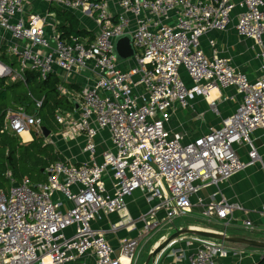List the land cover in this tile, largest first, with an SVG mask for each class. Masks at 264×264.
I'll return each mask as SVG.
<instances>
[{"label":"built area","instance_id":"built-area-1","mask_svg":"<svg viewBox=\"0 0 264 264\" xmlns=\"http://www.w3.org/2000/svg\"><path fill=\"white\" fill-rule=\"evenodd\" d=\"M41 1L91 15L97 33L92 40L61 37L54 12H30L28 0H0V56L8 58L0 59V78L25 82L27 70L42 79L89 73L79 94L58 87L77 106L73 111L56 110L55 118L60 125L57 137L70 141L81 136V148L90 159L54 161L45 167L43 181H15L7 173L11 186L0 190V264H65L88 257L93 264H135L151 230L191 213L218 230L236 226L264 231V205L256 211L263 219L254 224L248 217L232 215L243 210L240 204L222 196L216 199V193L196 195L256 162L264 171L253 138L256 130L264 132V0H113V7L108 0ZM232 18L236 33L258 48L260 74L255 80L231 57L220 55L213 38L208 39L209 54L201 46L202 36L224 31ZM125 33L131 36L134 54L119 61L113 45ZM227 88L234 93L224 100L239 99L234 110L222 116L217 101ZM212 89L217 94L209 100ZM196 96L219 123L185 138V132L171 126V119L178 110L194 109L191 100ZM197 114L203 124L204 112ZM31 130L42 132L38 116L22 106L7 110L0 132L26 142L23 134ZM104 132L110 145L99 151L97 160ZM242 148L246 160L240 156ZM136 191L147 204L137 218L142 227L135 236L119 237L114 246L94 223L118 214L119 221L109 224L111 232L126 225L134 228L126 199ZM179 242L185 248L176 247ZM249 250L184 235L149 264H160L164 255L175 261L184 257L186 264H241L257 250L264 256V250Z\"/></svg>","mask_w":264,"mask_h":264},{"label":"crops","instance_id":"crops-1","mask_svg":"<svg viewBox=\"0 0 264 264\" xmlns=\"http://www.w3.org/2000/svg\"><path fill=\"white\" fill-rule=\"evenodd\" d=\"M109 5H113V0H108ZM113 7V6H112ZM26 9L30 12H45L50 7L47 6L41 0H28ZM236 10L234 11V14ZM73 14L79 20V27L87 31H90L93 38L98 31V28L91 15L83 14L81 12H73ZM235 18H232L229 25L224 31H210L204 36L201 37V46L203 50L209 54L211 49L208 44V39L213 38L216 41V48H218L220 55H225L231 57L232 62L240 70L245 72L248 77L252 80H255L259 76V66L260 62L257 57L258 48L254 45L253 41L250 38L240 37L234 28ZM49 31V28H48ZM91 77L89 73L84 72L81 76H69L67 78H60L61 82L58 87L65 88L70 94L75 95L79 94L81 87L86 84L87 78ZM183 77L187 83H189L187 77L183 73ZM233 89L227 88L221 92L222 99H218V109L222 116L230 114L237 105L238 97L236 99H226L224 96L232 95ZM67 95V97H69ZM191 104L194 109H185L178 110L176 114L171 119V126L176 130L185 132V138H192L197 136L199 133L205 131L210 125H217L219 119L214 116L213 112L207 108L206 102L200 97L196 96L192 98ZM203 111V124L199 120H196L197 112ZM180 124V126H178ZM32 134L24 136L26 142L32 140ZM255 144L258 148V152L264 161V132L262 130H256L253 134ZM99 139V138H98ZM103 142H107L106 144ZM60 146H57V149L65 156V159H73L77 161H87L90 159V155L83 151L82 146V137H78L70 141H62ZM59 141V142H60ZM110 145L107 133H103V137L99 139L98 152L95 158L98 160L99 151L103 150L105 146ZM240 151V156L243 160H246L245 151L242 149ZM213 193H216L215 198L219 199L221 196L229 203H238L241 205L243 210H234L232 215L236 218H245L248 217L251 219L254 224H259L263 217L258 214V209L264 205V171L259 162L248 165L245 168L235 172L229 179L224 181H219L217 185L210 184L207 187L202 188L196 195L199 197H210ZM126 208L129 214L136 218L135 227L131 228L129 226H123L118 229L117 232H111L109 230V224L111 222H118V214H110L108 216L102 217L97 223H94V226L103 228L105 235L109 242L117 246L119 237L123 236H135L143 223L138 221L137 218L146 211L147 204L141 194V192H134L132 195L128 196L126 199ZM196 210V209H195ZM198 210V209H197ZM196 210V211H197ZM198 214V213H197ZM196 217V216H195ZM176 220V219H175ZM238 228L236 226L231 227V229ZM145 242L135 264H143L147 254L150 252L153 245L149 248L147 247V242ZM176 247L185 248L183 242L176 244ZM145 248V250H144ZM148 248V249H147ZM251 251V249L249 250ZM250 256H247L242 259L241 264H254L260 259L259 252L253 251L250 252ZM172 259V260H171ZM127 261V260H126ZM123 260V262H126ZM230 264V261H226ZM65 264H93L92 258L88 257L80 261L67 262ZM160 264H186L184 257H181L179 260L175 261L174 257H167L164 255L161 259Z\"/></svg>","mask_w":264,"mask_h":264},{"label":"trees","instance_id":"trees-1","mask_svg":"<svg viewBox=\"0 0 264 264\" xmlns=\"http://www.w3.org/2000/svg\"><path fill=\"white\" fill-rule=\"evenodd\" d=\"M49 7V11L54 12L55 18L58 20L56 28L61 37L78 35L88 36L90 40L93 39L90 31L79 27V20L72 12L58 6L51 5ZM0 59L4 62L8 61L5 55H1ZM24 75L26 86H24L20 80L7 82L6 78H3L5 80L0 83V100L6 101V104L0 107V128L7 110H15L19 106H22L27 112L28 108H33L31 113H28L38 116L41 119L42 126H45L47 129H49L50 126H54L56 129L57 126H60L55 118L56 110L73 111L76 104L72 100H69L66 95L60 93L58 85L61 80L55 74H50L47 78L42 79L37 72L27 70ZM50 79H53V81ZM20 85L23 87L20 88ZM38 101L41 104L36 106V102ZM31 134L33 137L32 140L23 142L19 136L13 133L7 131L0 132L1 177L8 178L7 173H11L10 175L12 178L13 174L16 177L21 176L22 178H29L27 175H29L32 170L37 173H40V171L44 172L48 164L57 160H66L65 156L60 151L56 150L50 142L45 144L37 142L35 135L38 134H36L34 130H31ZM48 145H51L52 149L48 154H44V149ZM9 167H12V172L9 170ZM14 180L16 181V179ZM0 190H7V187H4L1 179ZM201 225L206 226L207 224L205 225V223L202 222ZM230 247L240 248L238 245H230ZM254 264H264V256Z\"/></svg>","mask_w":264,"mask_h":264},{"label":"water","instance_id":"water-1","mask_svg":"<svg viewBox=\"0 0 264 264\" xmlns=\"http://www.w3.org/2000/svg\"><path fill=\"white\" fill-rule=\"evenodd\" d=\"M113 53L119 61L125 60L134 54V48L131 43V36L128 33L118 36L113 45ZM77 106V105H75ZM50 130L45 126H42V134L47 137ZM13 185H16L14 183ZM184 235H197L216 239L222 241L226 245H238L242 248H257L264 250V239L256 237H248L239 234L228 233L224 230H218L214 228H205L193 225H185L181 227H175L169 235L163 236L155 245L152 246L150 252L143 264H149L150 260L154 258L162 249H164L169 243L179 239Z\"/></svg>","mask_w":264,"mask_h":264},{"label":"rangeland","instance_id":"rangeland-1","mask_svg":"<svg viewBox=\"0 0 264 264\" xmlns=\"http://www.w3.org/2000/svg\"><path fill=\"white\" fill-rule=\"evenodd\" d=\"M35 72V71H34ZM7 79V82H10L11 80L9 79V78H6ZM3 80H5V79H3V78H0V83L3 81ZM50 80H52L53 81V79H50ZM21 81V80H20ZM22 84L24 85V86H26V84H25V82H23L22 81ZM21 87H23L22 85H20V88ZM6 104V101L5 100H0V107H3V105H5ZM31 110H33V108L31 109V108H28V112H30L31 113ZM49 130H51L50 131V133L48 134V136L47 137H45V136H43V134H42V132L41 133H36V134H38V135H35V138H36V141L37 142H40V143H42V144H45V143H47V142H50L53 146H54V148L56 149V150H58L57 149V146H60L61 145V141H60V139H59V137H57V132H59V126H57V128L55 129V127L54 126H50V128H49ZM49 140V141H46L47 139ZM60 141V142H59ZM59 143H60V145H59ZM57 145V146H56ZM52 149V146L51 145H48V146H46L45 147V149H44V154H48L49 152H50V150ZM9 170H11V172L13 171V169H12V167H9ZM8 172V171H7ZM11 174V173H10ZM27 176H29V178L32 180V181H43V180H45V178H46V175H45V172H43V171H40V173H37L36 171H34V170H32L30 173H29V175H27ZM13 178L14 179H16V181H19V180H21V176H19V177H16L14 174H13ZM0 179L2 180V183L4 184V187H7V190L9 189V187L11 186V182H10V179H8V178H6V177H1L0 176ZM7 190H5V191H7ZM195 216H197V213H191V214H189V215H187L186 217H183V218H177L176 220H174L173 221V225L172 224H170V225H168V226H165V227H161L160 229H156V228H154L153 230H151L150 232V239H149V241L147 242V247L149 248L151 245H155L159 240H161V238L163 237V236H166L167 234L169 235V233H171L172 231H173V229L175 228V227H181V226H185V225H195V226H199V227H205V228H207V227H209L208 226V224L206 225V226H204V225H201L202 224V219L201 218H199L198 216L197 217H195ZM134 218V217H133ZM134 219H136V218H134ZM194 220V221H193ZM139 221V220H138ZM196 222V223H195ZM201 222V223H200ZM204 223V222H203ZM142 227V225L141 226H139L137 229H140ZM211 228H213V227H215V228H218L217 226H210ZM209 227V228H210ZM227 232L228 233H233V234H239V235H244V236H248V237H256V238H261V239H264V231H262V232H260V231H249V230H245V229H243V228H235V229H231V228H229V229H227ZM175 245V244H174ZM174 245H171V246H174ZM170 246V247H171ZM147 248V249H148ZM144 250H145V248H144ZM171 250V248H169L168 250H167V252H169ZM258 251V250H257ZM150 262H151V260H150Z\"/></svg>","mask_w":264,"mask_h":264},{"label":"bare ground","instance_id":"bare-ground-1","mask_svg":"<svg viewBox=\"0 0 264 264\" xmlns=\"http://www.w3.org/2000/svg\"><path fill=\"white\" fill-rule=\"evenodd\" d=\"M210 94H211V96H209V98H208L209 100H210V98L214 97L217 94V90L212 89ZM23 135L26 137V136H28V133H24ZM124 261H126V259H124Z\"/></svg>","mask_w":264,"mask_h":264},{"label":"flooded vegetation","instance_id":"flooded-vegetation-1","mask_svg":"<svg viewBox=\"0 0 264 264\" xmlns=\"http://www.w3.org/2000/svg\"><path fill=\"white\" fill-rule=\"evenodd\" d=\"M235 248V247H234ZM240 248H242V247H240ZM246 249H249V248H246ZM251 249V248H250Z\"/></svg>","mask_w":264,"mask_h":264}]
</instances>
